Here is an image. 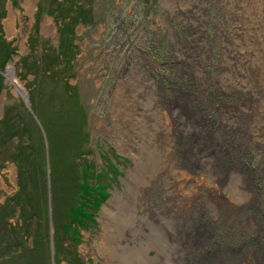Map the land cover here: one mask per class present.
Here are the masks:
<instances>
[{"label":"rangeland","instance_id":"rangeland-1","mask_svg":"<svg viewBox=\"0 0 264 264\" xmlns=\"http://www.w3.org/2000/svg\"><path fill=\"white\" fill-rule=\"evenodd\" d=\"M0 11V264L264 262V0Z\"/></svg>","mask_w":264,"mask_h":264},{"label":"trees","instance_id":"trees-1","mask_svg":"<svg viewBox=\"0 0 264 264\" xmlns=\"http://www.w3.org/2000/svg\"><path fill=\"white\" fill-rule=\"evenodd\" d=\"M1 1V0H0ZM75 2L76 1H72L71 3H69L68 5H67V7H66V5L63 3L62 4V6L64 7V10H65V14H64V16L63 17H65V20L63 19V20H60L62 23H61V26L60 27H58V29H60L61 31H60V33H61V35H62V37H61V39L64 37V33H63V30H64V32L67 30V33H70L71 31H72V28H71V26H72V24L75 22V21H77L78 19H80L81 18V16H83L85 13H86V11H85V9H84V6L82 7V4L81 5H78V4H75ZM1 13H2V11H0V17L2 16L1 15ZM74 13H77V17H74L73 15H74ZM62 19V18H61ZM59 42H61L60 44H61V47H62V44H63V48H58L57 49V52H56V54H58V55H60V56H69V52H70V50H71V46H72V44H71V42H70V39L69 38H65L64 40L62 39V40H60ZM8 46H9V44L6 42V40H4L2 37H1V35H0V54H2L3 55V59H2V62H4L5 60H6V58H7V56L10 54V48H8ZM1 62V63H2ZM1 84H2V80H1V78H0V89H1ZM10 112V111H9ZM5 114H7V113H5ZM4 114V115H5ZM4 121V123H5V128H6V124H7V120L5 119V120H3ZM10 124V123H9ZM9 126V125H8ZM9 128V127H8ZM33 155V154H32ZM32 157V156H31ZM31 159L32 158H30V161H31ZM23 162H25L24 163V165L26 164V166H27V158H26V156H25V158H24V160H23ZM23 164V163H22ZM85 188H87V186H85L84 187V191L86 190ZM88 189V188H87ZM89 190H87V192H88ZM91 191V190H90ZM106 196V193L105 192H103V189H101L100 190V192H98V197L94 200L93 199V204H92V209H96L97 208V206H98V204L104 199V197ZM82 209H80V207H75V210H74V212H75V214L73 213V216H74V218L73 219H75V221H77V217L78 216H81L82 217V219L84 218V217H87V212L85 211V210H82ZM79 218V217H78ZM80 222V224H81V219H80V221H78V223Z\"/></svg>","mask_w":264,"mask_h":264},{"label":"bare ground","instance_id":"bare-ground-1","mask_svg":"<svg viewBox=\"0 0 264 264\" xmlns=\"http://www.w3.org/2000/svg\"><path fill=\"white\" fill-rule=\"evenodd\" d=\"M108 203H112V204H116V200H115V197H112L110 200H109V202ZM104 209V208H103ZM108 209V207L107 208H105V210H107ZM104 210V211H105ZM111 210V209H110ZM103 238V237H102ZM254 261H255V264H264V262H261L260 261V258H258V257H256L255 255H254ZM254 263V262H253ZM247 264V263H246Z\"/></svg>","mask_w":264,"mask_h":264},{"label":"water","instance_id":"water-1","mask_svg":"<svg viewBox=\"0 0 264 264\" xmlns=\"http://www.w3.org/2000/svg\"><path fill=\"white\" fill-rule=\"evenodd\" d=\"M6 70H7V72H6V73H7V77H9V76L11 75V73H12V72H11V68H10L9 66H6ZM21 92H22V91H21ZM22 94H23V96H25V93H24V92H22ZM102 203H104V202H102ZM102 203H101V204H102Z\"/></svg>","mask_w":264,"mask_h":264}]
</instances>
